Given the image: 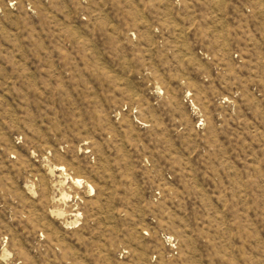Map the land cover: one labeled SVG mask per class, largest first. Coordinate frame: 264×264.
<instances>
[{"label": "rangeland", "instance_id": "1", "mask_svg": "<svg viewBox=\"0 0 264 264\" xmlns=\"http://www.w3.org/2000/svg\"><path fill=\"white\" fill-rule=\"evenodd\" d=\"M249 4L0 0V264H264Z\"/></svg>", "mask_w": 264, "mask_h": 264}, {"label": "built area", "instance_id": "2", "mask_svg": "<svg viewBox=\"0 0 264 264\" xmlns=\"http://www.w3.org/2000/svg\"><path fill=\"white\" fill-rule=\"evenodd\" d=\"M242 16H243L242 19L244 21L239 22L238 24L239 28L235 29L233 31V34L236 35L239 34L240 36H249V35H253L254 34L253 32H256L257 34L259 33V36H264V27H261L260 29H256V30L252 29V24L254 22L253 18L255 17L254 8L252 5L249 4L247 7L244 8V12L242 13ZM260 16H264V12H262ZM256 18L260 19L259 14L257 15ZM250 56L252 57V55L250 54L243 56V51L240 47L236 49L233 54L234 62H236L238 66H250V67L254 66V64L250 63L252 60Z\"/></svg>", "mask_w": 264, "mask_h": 264}, {"label": "bare ground", "instance_id": "3", "mask_svg": "<svg viewBox=\"0 0 264 264\" xmlns=\"http://www.w3.org/2000/svg\"><path fill=\"white\" fill-rule=\"evenodd\" d=\"M75 182L77 183V184H80L81 182H80V180H75ZM92 189V188H91Z\"/></svg>", "mask_w": 264, "mask_h": 264}]
</instances>
